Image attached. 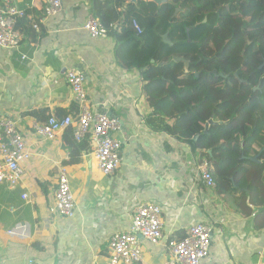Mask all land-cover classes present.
<instances>
[{
    "label": "crops",
    "instance_id": "1",
    "mask_svg": "<svg viewBox=\"0 0 264 264\" xmlns=\"http://www.w3.org/2000/svg\"><path fill=\"white\" fill-rule=\"evenodd\" d=\"M16 3L26 13H38L33 27L40 29L33 28L29 36L19 31V49H0V117L18 122L32 153L16 188L0 184V264H107L111 237L129 231L134 210L146 203L162 209L165 242L142 240L144 264L167 262L165 243L185 238L199 223L212 227V261L264 264V228L256 229L255 216L241 212V196L249 197L255 187L241 179L236 191L227 193L217 183L212 162L217 187L208 188L199 175L206 160L189 144L149 127L153 109L143 97L141 72L119 64L110 35L92 39L85 30L92 0H63L61 13L52 17L45 16L44 0ZM70 69L84 72L91 105L121 122L116 137L123 144L122 163L113 176L105 177L91 154L82 157L80 166L63 165L71 157L63 132L44 140L30 128L33 120L48 121L30 115L36 111L59 119L79 115L65 78ZM171 104L168 100L163 106L167 116ZM62 166L76 200L71 219L53 212ZM17 225L22 230L9 234Z\"/></svg>",
    "mask_w": 264,
    "mask_h": 264
},
{
    "label": "trees",
    "instance_id": "2",
    "mask_svg": "<svg viewBox=\"0 0 264 264\" xmlns=\"http://www.w3.org/2000/svg\"><path fill=\"white\" fill-rule=\"evenodd\" d=\"M171 1L173 5L161 8L139 2L137 8L126 7L128 0H92V13L110 30L119 64L141 72L143 97L153 109L147 118L149 127L189 144L209 165L213 162L217 183L227 193L233 194L241 179L254 186L249 197L241 196L245 200L241 212L254 215L255 228L262 229L264 0ZM37 16L27 10L16 29L31 35ZM134 20L141 25V35L132 26ZM174 57L190 62L188 73ZM168 100H172L169 116L163 112ZM30 115L40 120L50 117L47 111ZM210 121L215 124L205 133ZM63 136L71 150L63 165L80 166L82 157L91 154L90 140L77 143L71 128ZM255 157L259 162L252 161Z\"/></svg>",
    "mask_w": 264,
    "mask_h": 264
},
{
    "label": "built area",
    "instance_id": "3",
    "mask_svg": "<svg viewBox=\"0 0 264 264\" xmlns=\"http://www.w3.org/2000/svg\"><path fill=\"white\" fill-rule=\"evenodd\" d=\"M45 16L52 17L61 13L63 0H44ZM26 15V9L18 7L16 0H3L0 6V49L14 51L20 48L23 35L16 29L17 20ZM138 35L143 33L137 20L132 22ZM39 25L34 30L39 31ZM85 30L92 39H104L109 35L101 19L91 15ZM65 78L69 84L75 101L79 104L78 116H67L59 119L55 116L41 123L33 120L30 128L38 137L53 140L67 128L72 129L74 140L78 143L89 139L91 155L98 163L99 171L110 177L116 174L122 163V142L116 137L121 130V122L106 113L97 111L89 101L85 89L84 72L70 69ZM18 122L11 117H0V184L16 188L23 176V165L32 158L27 141ZM199 175L210 189L217 183L210 171V165L204 161L199 168ZM28 200V196H24ZM76 200L71 188L67 167L62 166L58 174L53 212L66 219L75 216ZM22 230L17 225L9 234L14 235ZM212 227L199 223L192 226L184 239L168 240L165 246L169 260L164 264H218L211 260ZM145 240L151 245L165 242L162 221V209L153 203L141 204L133 212L131 229L127 232L115 233L109 241V257L107 264H144L143 244Z\"/></svg>",
    "mask_w": 264,
    "mask_h": 264
},
{
    "label": "water",
    "instance_id": "4",
    "mask_svg": "<svg viewBox=\"0 0 264 264\" xmlns=\"http://www.w3.org/2000/svg\"><path fill=\"white\" fill-rule=\"evenodd\" d=\"M139 2H144V3H153V4H156L159 8H161L163 5H166V4H170V5H173L174 2L171 1V0H128L127 4H126V7H128L130 4L131 5H135L137 8L139 7ZM179 9L176 10L175 14H174V17L178 16L179 14ZM204 22H206V20H204ZM164 42L171 45V42L169 41L168 39V36H164ZM174 61L175 62H183L184 63V69H185V72L188 73L189 72V67H190V62L185 60L183 57H174ZM154 60L152 61V64H154ZM212 74H214L215 76H217V72L214 71ZM219 76H222V77H225L223 74H220ZM196 77H198V74H196ZM258 89V88H256ZM213 124V121H210L208 124H207V128H206V131L205 133H208V127L209 125ZM253 162H258V157H255L252 159Z\"/></svg>",
    "mask_w": 264,
    "mask_h": 264
},
{
    "label": "clouds",
    "instance_id": "5",
    "mask_svg": "<svg viewBox=\"0 0 264 264\" xmlns=\"http://www.w3.org/2000/svg\"><path fill=\"white\" fill-rule=\"evenodd\" d=\"M34 28V27H33Z\"/></svg>",
    "mask_w": 264,
    "mask_h": 264
}]
</instances>
